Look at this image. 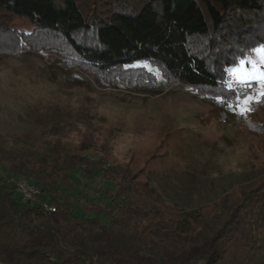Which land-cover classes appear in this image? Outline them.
Listing matches in <instances>:
<instances>
[{
    "label": "trees",
    "instance_id": "trees-1",
    "mask_svg": "<svg viewBox=\"0 0 264 264\" xmlns=\"http://www.w3.org/2000/svg\"><path fill=\"white\" fill-rule=\"evenodd\" d=\"M15 20L30 32L14 29ZM24 44L69 56L97 80L160 94L155 75L134 66L147 62L166 87L179 83L231 103L238 90H227L225 70L242 50L264 44V0H0V58ZM244 125L264 139V123ZM6 145L0 135V161L8 164L0 176V264H264L253 254L263 240L264 179L213 211L175 218L160 198L136 191L139 174L128 164L81 155L59 168L11 156ZM9 176L37 186V201L22 204ZM87 203H96L90 214ZM163 230L189 233L181 235L189 241L179 251L153 245L148 234Z\"/></svg>",
    "mask_w": 264,
    "mask_h": 264
},
{
    "label": "rangeland",
    "instance_id": "rangeland-1",
    "mask_svg": "<svg viewBox=\"0 0 264 264\" xmlns=\"http://www.w3.org/2000/svg\"><path fill=\"white\" fill-rule=\"evenodd\" d=\"M12 27L31 30L24 20H15ZM12 44L7 42V48ZM71 61L25 44L14 56L0 58V135L11 156L44 159L59 168L81 155L128 164L139 174L136 191L160 198L175 218L213 211L221 199L233 202L264 179V139L244 125L246 118L264 123L260 103L253 102L242 116L194 88L164 86L159 70L147 62L134 66L155 75L163 85L160 94L97 80ZM7 166L0 161V176ZM78 182L83 186L84 178ZM93 204H85L88 214ZM183 228L190 229L187 224ZM186 234L163 230L149 233L148 239L179 251L189 241L181 236ZM15 237L26 238L22 232ZM261 237L255 255H264V233Z\"/></svg>",
    "mask_w": 264,
    "mask_h": 264
},
{
    "label": "snow or ice",
    "instance_id": "snow-or-ice-1",
    "mask_svg": "<svg viewBox=\"0 0 264 264\" xmlns=\"http://www.w3.org/2000/svg\"><path fill=\"white\" fill-rule=\"evenodd\" d=\"M225 71L227 90L235 94V87L238 86L241 93L235 94L234 103L226 98L220 99V103L242 116L252 110L253 102L264 103V44L242 50Z\"/></svg>",
    "mask_w": 264,
    "mask_h": 264
},
{
    "label": "built area",
    "instance_id": "built-area-1",
    "mask_svg": "<svg viewBox=\"0 0 264 264\" xmlns=\"http://www.w3.org/2000/svg\"><path fill=\"white\" fill-rule=\"evenodd\" d=\"M8 182L13 184L14 191L19 196L22 204H28L37 201V198L40 194V189L24 177L9 176ZM44 208L48 212H55V208L51 205L45 204Z\"/></svg>",
    "mask_w": 264,
    "mask_h": 264
}]
</instances>
